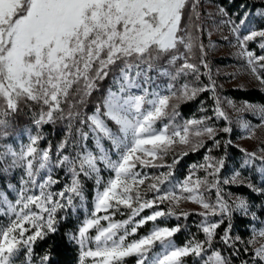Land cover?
<instances>
[{"label":"snow or ice","instance_id":"obj_1","mask_svg":"<svg viewBox=\"0 0 264 264\" xmlns=\"http://www.w3.org/2000/svg\"><path fill=\"white\" fill-rule=\"evenodd\" d=\"M198 9L199 0H0V141H5L0 143V181L16 169L23 171L19 187L7 183L0 188V218L7 221L0 223V264H16L21 253L24 264H37L33 245L58 231V210L75 211L77 200L83 205L86 180H94L97 186L91 217L78 232L67 234V241L80 249L79 264L87 258L92 264H128L131 257L135 264H188L186 258L192 264H233L231 257L240 255L237 242L244 243L245 254L253 248L251 258L241 264H264V244L254 247L258 238H264V228H254L247 241L232 235L234 216L251 221L260 216L244 196L225 198L220 187L244 184L239 170L231 178H220L231 140L224 142L223 156H205V163L199 165L206 171L204 178L193 181V173L179 185L180 192L188 195H177L175 186H165L172 184V169L179 162L176 157L168 171L153 176L146 191H141L147 177L138 168L159 166L154 161L162 160L174 144L189 146L183 156L206 147L205 136L219 148L218 132L233 131L219 97L215 116L229 122L220 129L207 123L210 116L178 124L179 104H170L173 98L186 101L205 91L215 92L210 71L209 85H198L200 65L209 68L206 46L190 31L191 27L202 31ZM219 11L227 17L224 8ZM249 16L245 12L238 22L228 17L224 23L234 37L236 55L264 87V28L251 26ZM250 43H256L259 55L249 48ZM196 47L199 64L192 62ZM189 76L194 77L191 82H179ZM159 77L168 78L166 89H161ZM94 93L100 97L89 114L84 109ZM228 104L257 118L256 127H264V104L244 101L240 108L233 101ZM22 108L34 112L36 128L29 142L17 150L6 141L10 117ZM59 121L67 122V134L55 151L51 144L39 147L44 139L42 126ZM238 123L254 133L250 120L241 117ZM241 151L240 168L259 160L257 171L264 176V155ZM260 152L264 153V147ZM105 171L111 173L107 181ZM59 173L66 182L53 190L61 183ZM245 186L264 194V184L257 187L248 182ZM212 188L216 189L215 203L204 196ZM8 190L16 193L14 199ZM148 192L153 193L151 199L146 198ZM180 199L205 210L198 213L203 239L193 236L177 246L173 237L181 225L155 223L148 234L130 239L158 218L187 219L190 213L177 215L171 206ZM165 201L169 202L167 210L160 208ZM121 206L130 210L129 218L113 222L111 216ZM145 209L152 211L140 216ZM109 210L110 215H99ZM260 211L264 213V204ZM102 220L109 221L106 227ZM225 223L221 234L218 229ZM93 228L96 234L90 236ZM217 245L230 249V254L225 255ZM38 264H52L50 249L38 257Z\"/></svg>","mask_w":264,"mask_h":264},{"label":"trees","instance_id":"obj_2","mask_svg":"<svg viewBox=\"0 0 264 264\" xmlns=\"http://www.w3.org/2000/svg\"><path fill=\"white\" fill-rule=\"evenodd\" d=\"M217 5L224 8L227 12V16L235 19L237 22L239 18L243 16L245 12H249V23L251 26H254L257 29L264 28V16L260 15V12L264 11V0H213ZM199 22V21H198ZM200 34V41L205 44L206 35L205 32L202 30L199 32ZM249 48L256 51L257 54H260V51L256 45V43H250ZM182 51H185L182 49ZM196 53L192 57V62L199 64V57L200 51L195 50L193 51ZM207 62L209 64V68H204L203 65H200V80L198 85L203 87L205 85H209V73L212 80L215 81V92L212 91H205L200 93L195 99L186 100V101H177L173 98L170 101V104L178 103V111L180 115L177 117L176 123L183 124L186 120L191 119H201L205 116L212 117L211 120L207 121V123L216 129L223 128L225 126H229V122L224 120L223 118L217 119L215 116L214 109L216 107V97H219L221 101L222 110H224V99L230 98L235 102H252L256 104H264V89L258 87H250L245 89L240 88H227L222 89L219 85V79L214 73V66L212 62H209V56H206ZM216 62L226 63L228 62L225 59H216ZM178 65L181 63L180 61L177 62ZM167 77H159L157 82L161 85V88L167 87ZM194 77H181L180 83L184 82H191ZM105 83V87L107 86ZM179 86V84L177 85ZM167 94V93H166ZM100 97V93H94L93 96L90 98L88 105L85 111L91 113V110L95 103L98 101ZM71 103V101L69 102ZM34 112L29 110L28 108H22L21 111L16 114L15 116L10 117L11 125L8 128V138L7 143L13 145L14 148L19 150L22 144H27L29 135L35 134V128L33 121ZM160 125H158L159 127ZM233 129L231 133H223L218 132V139L221 140V146L219 148L213 147L212 141L207 138V136L203 137L206 142V147L200 148L198 151L192 152L188 151L187 155L181 156L183 152L188 150L189 146H173L169 149L166 155H164L162 160H157L154 162L155 164L159 165L157 167H144L138 168L142 174H144L147 178L145 179V184L140 186L141 191H146L147 185L152 183L153 180L151 179L153 176L159 175L161 172L168 171V165H172L173 158L176 157L179 159V162L176 163L172 169L173 177H172V184L165 185L166 187L172 188L175 186V191L177 195L186 196L187 193H181L179 190V185L184 182L190 174L192 175L193 181L199 177L204 178L206 175V171L203 168H200L199 165L205 163V156L212 155V156H223L225 153L224 142L227 140H231L232 143L227 146V162L224 169H222L220 173V178H231L235 171H241V179L244 180V184H228L223 185L221 184V188L225 195V198H228L229 194L232 196H244L246 199L250 201L255 206V209L260 216V219L251 221V218H242L239 215L234 216L233 219V228H232V235L239 236L241 241H247L250 238L252 230L264 228V213L260 211L261 204H264V194H257L252 192L248 187L245 185L248 182L255 184L257 187L264 184V180H262L261 174L257 171V166L252 165L250 167H246L241 169L240 164L244 159V152L241 151V146L238 143V140L241 135V130L235 126L234 122L231 121L230 125ZM40 131L43 132L44 139L40 141L39 147L41 148H48L49 144L52 145V151H55L56 146L60 143L61 140L64 139V136L67 134V122L66 121H59L55 124H45L42 126ZM5 141H0V143H4ZM211 148L212 152L209 153L208 149ZM197 166L193 168V166ZM23 175L22 169H16L11 174L6 175L3 181H0V188H3L5 184L12 183L19 187L20 178ZM111 173L105 171L103 173L104 178L106 179L110 176ZM59 177L61 183L59 185H54L53 190H59L63 187V184L66 182V178L64 177L63 173H59ZM211 179V177H209ZM203 190V189H201ZM97 191V186L94 180H86L85 187H84V195L85 200L83 205H80V202L77 200V208L75 211L71 209L68 210H58L55 214V219L57 221L56 227L58 231L55 234H49L45 239L40 240L37 239L35 244L33 245L34 248V260H38V257L43 256L49 249L51 250V257H52V264H79L80 261V249L74 242L67 241V234L76 233L78 232L79 228L83 224L84 220L91 216L93 207H94V200L95 194ZM8 194L10 198H15L14 192L8 190ZM153 196L152 192H148L146 198L151 199ZM204 196L207 200L212 203H215L216 200V189L212 188L210 191L204 192ZM181 201H187L180 199L178 204ZM177 203H173L171 206L173 210L178 215L182 212L190 213L187 219L181 217L177 220L176 216H169V217H161L158 218L155 222H148L147 224L143 225L141 228L138 229L136 237L142 236L146 234L153 223L158 226H167L173 227L177 224L181 225V231L175 234L173 237L174 241L178 246H183L188 240H190L193 236L197 239H203L204 235L199 230L198 225L200 224L202 217L198 215V213L205 211L200 205V209L191 208L190 205L186 204L185 206H179ZM169 207V202L165 201L163 204L160 205L161 209L167 210ZM152 209H145L143 212L140 213V216L150 214ZM112 212V210H110ZM130 210L124 208L123 206L120 207L119 211L116 212L113 219L117 221L126 220L129 218ZM140 216L136 217L139 219ZM215 219V218H213ZM0 223H7V221L3 218H0ZM227 224H223L218 229V232L222 234L224 228ZM218 247L224 249V254L229 255L231 250L227 249L224 245H217ZM244 243L237 242V247L240 249L239 256H232L233 264H241L242 260H249L251 258V253L253 248L250 247L249 253L245 254ZM24 255L21 253L20 258L17 260L16 264H21L24 262ZM188 260V264H192L191 258H186ZM128 264H135V257L128 258Z\"/></svg>","mask_w":264,"mask_h":264},{"label":"rangeland","instance_id":"obj_3","mask_svg":"<svg viewBox=\"0 0 264 264\" xmlns=\"http://www.w3.org/2000/svg\"><path fill=\"white\" fill-rule=\"evenodd\" d=\"M220 8L221 7L217 5L213 0H199L198 10L200 13V18H199V22L197 21L200 28L205 32L206 40L204 45L206 46V51L209 56V62H212V65L214 66L213 67L214 73L219 79L220 87L222 89H227V88L245 89L250 87H258L264 89V87H262L260 83L255 79V77L252 76L247 71L244 60L240 59L236 55L237 48L233 46L235 44L234 37L230 32L229 26L224 23V21L228 18V16L226 17L222 13H220L219 11ZM190 31L192 32V35L194 37L199 36L200 38L199 32L201 31H199L197 28L191 27ZM198 49L199 48L196 47L193 49V51ZM216 59L217 60L225 59L228 62L226 63H221L218 61L216 62L215 61ZM161 89H166V88H161ZM228 101H233V100L230 98L224 99V108H225L224 111L231 118V121L234 122L235 126H237V128L241 130V135L238 140L239 145L243 150H247L248 152L255 151L259 155H264V153L260 152V149L264 147V127H256V125L259 123L257 118L253 117L250 113L247 112L244 113L237 112L233 107H231L228 104ZM233 102L235 103L236 108H240L243 104V102H235V101ZM241 117L251 121L254 128V133H250L249 131L242 129L239 126L238 120ZM176 145L186 147L185 145H181L179 143H176L173 146ZM148 159L151 158L149 157ZM253 165H256L257 168H259L261 166V163L259 160H256ZM109 177L110 176H108L105 179L103 176L105 181H107ZM261 177L262 180H264V176ZM101 189H102V185H101ZM15 195L16 193L14 192V196ZM235 197L236 196H232L233 199ZM186 204L190 205L191 208H195V209L201 208L199 204L190 201H181V203H179L178 205L185 206ZM106 214L110 215L111 214L110 210L109 213L102 212L99 215L102 216ZM113 217L114 215L111 216L112 221L116 222L117 220H114ZM108 223L109 221H105V220L101 221V225L105 227L108 225ZM151 229L146 234H148L151 231ZM95 234H96V229L95 228L90 229L89 235L94 236ZM261 244H264V238H258L257 244L254 247H259ZM92 246L94 247L95 245L93 244ZM36 261L38 264V260ZM21 264H24V262H21ZM85 264H92L91 258H87L85 260Z\"/></svg>","mask_w":264,"mask_h":264}]
</instances>
